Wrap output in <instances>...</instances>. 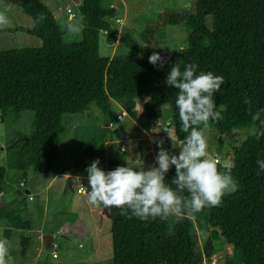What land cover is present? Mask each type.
<instances>
[{
    "label": "trees",
    "instance_id": "obj_1",
    "mask_svg": "<svg viewBox=\"0 0 264 264\" xmlns=\"http://www.w3.org/2000/svg\"><path fill=\"white\" fill-rule=\"evenodd\" d=\"M4 1L30 18L32 26L26 33L40 40L38 48L0 51L2 118L11 113L17 120L23 111L33 113L29 133L6 147L9 167L23 174H49L58 153L61 116L82 113L91 104L100 111L104 127L86 142L71 168L73 176H86L90 163L104 155L110 128L119 122L115 103L135 121L136 102L149 96L139 119L144 124L159 120L162 106H168L174 137L183 141L188 133L181 130L175 107L177 90L165 79L174 64L181 71L195 64L196 74L210 71L225 81L213 97L223 118L210 120L207 131L226 139L231 133L247 134L231 153L237 191L225 195L220 206L206 207L191 219L141 220L110 207L112 264H203L226 246L231 251L222 264H264V172L257 165L258 159L264 160V136L252 135L255 125L244 103L247 97L253 111L264 109V0H193L189 11L164 10L156 23L143 29L141 45L120 38L137 49L135 55L109 58L98 53V35L103 32L108 44L117 40L109 22L114 7L102 8L100 0H80L81 40L63 43L56 20L42 2ZM41 13L46 19L36 23ZM179 23L187 29L186 47L160 53L162 65L149 63L153 52L146 45L161 40L166 25ZM118 166H127L122 156L109 160L106 171ZM4 173L0 166V196ZM174 177L171 168L165 183L173 189ZM0 227L8 237L11 229L28 230L29 224L22 220L21 210L0 202ZM27 245V238H20L21 256Z\"/></svg>",
    "mask_w": 264,
    "mask_h": 264
},
{
    "label": "rangeland",
    "instance_id": "obj_2",
    "mask_svg": "<svg viewBox=\"0 0 264 264\" xmlns=\"http://www.w3.org/2000/svg\"><path fill=\"white\" fill-rule=\"evenodd\" d=\"M53 17L62 33L63 43H73L81 40V31L72 35L66 31L64 25L68 21V9L79 21L78 7L74 0H39ZM80 0H78L79 2ZM193 0H100L102 8L114 7L115 14L109 19L117 40L115 45L105 41V34L98 35V53L101 57L135 55L137 49L124 45L120 38L125 36L136 45L142 44L141 33L149 25L156 23L164 10L189 11ZM0 12H4L10 24L0 29V51L19 48H38L40 40L26 33L32 22L17 6L0 0ZM118 19L119 21H116ZM81 26V24H80ZM187 29L182 24L166 25L164 37L146 45L150 52H172L186 47ZM155 46V47H153ZM116 113L121 115V109L113 106ZM85 112V111H84ZM63 114L61 116L62 132L59 137L58 153L54 160L55 172L70 174L69 170L84 149L88 139L100 128L104 127L100 111L89 105L86 113ZM161 118L155 122L143 123L133 120L129 116L121 115L119 125L111 129V139L114 146L125 148L126 152L109 154L108 159L117 156L127 157V166L139 169L137 161L133 159L138 152L135 142L123 141L129 137H137L142 130L151 134L157 142L163 140V146L171 147L170 153L178 154V141L171 126V111L168 106L161 108ZM33 121V113L23 111L17 120L11 113L1 116L0 112V166L5 168L3 177V194L0 202L10 204L21 210V218L29 224L28 230L11 229L8 237L0 227V241H6L8 255L6 264H112L109 215L103 218L95 211L97 207L85 204L86 190L82 181L68 180L66 177H57L50 184L47 183L54 174H25L9 167V158L6 152L7 145L12 141H21L23 135L29 133ZM139 125L141 129H138ZM173 139L174 145L170 136ZM208 151L213 156L220 169L226 163H231V153L246 137V132L229 134L228 139L218 137L214 132H205ZM18 136H20L18 138ZM146 149L147 142H141ZM219 145V147H218ZM110 147V146H109ZM216 153V155H214ZM140 170V169H139ZM20 182L23 183L19 186ZM82 192L77 193L78 188ZM28 191V193L25 192ZM30 196V199H29ZM92 210V211H91ZM51 235V243L55 247H45L43 234ZM28 240L27 249L20 255V238ZM202 233H198L201 242ZM54 252V256L52 253ZM231 251L230 246L224 247L213 257L215 264H222L223 257ZM209 264V263H206Z\"/></svg>",
    "mask_w": 264,
    "mask_h": 264
},
{
    "label": "clouds",
    "instance_id": "obj_3",
    "mask_svg": "<svg viewBox=\"0 0 264 264\" xmlns=\"http://www.w3.org/2000/svg\"><path fill=\"white\" fill-rule=\"evenodd\" d=\"M45 19V15L41 13L37 16L36 23H42ZM83 19L81 16L80 22ZM75 20V16L69 15L64 25L72 35L81 31L80 22L74 23ZM9 24L7 15L0 12V29ZM148 59L153 65H162L164 62V58L156 51ZM197 68L195 64H188L181 71L179 65L174 64L165 79L169 87L177 90L175 107L181 130L188 133L179 146H174L180 149L179 153H170L163 147L161 139L157 142L159 151L155 158L158 166L140 170L118 166L105 171L98 166L99 159L92 161L85 169L90 188V191L87 190L90 205L118 207L122 216H135L141 220L157 217L161 220L169 217L177 220L191 219L206 207L220 206L225 195L237 191L238 185L231 174L233 165L226 163L223 170L218 167L208 151L205 135L210 120L219 121L223 118L221 112L216 110L213 97L225 81L222 76L210 71L196 74ZM244 103L248 105V113L255 125L252 135L260 139L264 136V109L253 111L252 102L247 97ZM170 139L174 145L171 136ZM257 165L264 172V160L258 159ZM173 166L175 177L172 184L176 186L175 189L165 183L166 174ZM183 193L187 195H182ZM7 255V243L0 241V264H6Z\"/></svg>",
    "mask_w": 264,
    "mask_h": 264
},
{
    "label": "crops",
    "instance_id": "obj_4",
    "mask_svg": "<svg viewBox=\"0 0 264 264\" xmlns=\"http://www.w3.org/2000/svg\"><path fill=\"white\" fill-rule=\"evenodd\" d=\"M79 3V2H78ZM67 18H68V16H67ZM54 19H55V17H54ZM56 20V19H55ZM115 43V42H114ZM112 44V45H115V44ZM115 107L116 108H120L119 107V105L117 104V103H115ZM84 113H86L87 114V110L84 112ZM121 115H126V116H128L124 111H122L121 110ZM121 115H119L118 114V116H120L121 117ZM120 119V118H119ZM119 125V122L116 124V125H113V126H111V128H112V131H115V129H114V126H118ZM137 127H138V129H141L142 130V128L139 126V125H137ZM123 141H128V142H135L136 143V150H137V152H138V154H137V156H134L133 157V159L135 160V161H137V166L139 167V169H142V168H145V169H147V168H149V167H152V166H158L157 164H156V155H157V153H158V151H159V149H158V147L156 146V144H155V142H154V140H153V137L151 136V134H149V133H146L144 130H142V132L137 136V137H129V138H126V139H124ZM143 141H146L147 142V146H146V149H144V147H143V145L141 144V142H143ZM182 142V141H181ZM114 144V139L112 138L110 141H108V142H106L105 144H104V155L102 156V157H100V158H96V159H99V161H100V164L98 165L100 168H102V169H104L105 171H106V165H107V162L109 161V160H111V159H108V155L109 154H115L116 153V151L117 152H122V153H125L126 152V149L125 148H119L118 146L116 147V146H114V147H112V145ZM110 146V147H109ZM164 148H165V146H163ZM165 149H167L168 151L169 150H171V147H166ZM117 154V153H116ZM115 154V155H116ZM127 157H124V156H122L123 157V159H124V162L126 163L127 162V160L126 159H128V158H130L131 156L127 153V155H126ZM116 158V157H115ZM96 159H94V160H96ZM112 159H114V158H112ZM93 160V161H94ZM73 166V165H72ZM54 168H55V166H54ZM53 168V170L50 172L51 174H54V175H52L51 177H50V180H49V182L47 183V185L45 186V187H47L49 184H50V182H52L54 179H56L57 177H66L68 180H70V179H76V180H79V181H82V183H83V187H84V189L87 191V190H89L90 191V188H89V185H88V174L86 173V176H83V177H81V176H73V175H71V174H65V173H61L62 172V170H60V171H57V172H55L54 169ZM172 168H175L174 166L172 167ZM69 172H71V169L69 170ZM49 173V174H50ZM80 188V187H79ZM78 188V189H79ZM78 189L76 190L77 191V193L79 192H82V189L80 190V191H78ZM25 192L26 193H28V191H26L25 190ZM84 196H85V198H84V201H85V204H87L88 205V200H87V192H86V194H84ZM108 210H109V208H105L103 205H101V206H99V207H97L96 208V212L103 218V216H105V215H108ZM92 211V210H91ZM42 237L46 240V241H48L49 240V242L51 241V235L50 234H43L42 235ZM49 242L48 243H46L45 241H44V245H45V247H47V245L46 244H49Z\"/></svg>",
    "mask_w": 264,
    "mask_h": 264
},
{
    "label": "water",
    "instance_id": "obj_5",
    "mask_svg": "<svg viewBox=\"0 0 264 264\" xmlns=\"http://www.w3.org/2000/svg\"><path fill=\"white\" fill-rule=\"evenodd\" d=\"M74 3H75V4H78V0H74ZM149 100H150V97L147 96V97H145L143 100H139V101L136 102V106H137L136 120H137V121H139L140 116H141V114H142V112H143V104L146 103V102H148ZM43 240H44L46 243L49 242V240H48V241H46L45 239H43ZM46 245H47V244H46Z\"/></svg>",
    "mask_w": 264,
    "mask_h": 264
},
{
    "label": "built area",
    "instance_id": "obj_6",
    "mask_svg": "<svg viewBox=\"0 0 264 264\" xmlns=\"http://www.w3.org/2000/svg\"><path fill=\"white\" fill-rule=\"evenodd\" d=\"M66 13L68 14V17H69V15H73L68 9L66 10ZM116 21H119L118 19H116ZM117 118L119 119L120 118V116H118L117 115ZM23 185V183L22 182H20V184H19V186H22ZM81 189L79 188L78 189V191H80ZM29 199H30V196H29ZM49 247L50 248H53V247H55V245L53 244V243H51V241L49 242ZM53 252V251H52ZM52 255L54 256L55 254H54V252L52 253ZM215 262H216V258H214L213 256L210 258V260H209V262H203V264H206V263H209V264H215Z\"/></svg>",
    "mask_w": 264,
    "mask_h": 264
}]
</instances>
